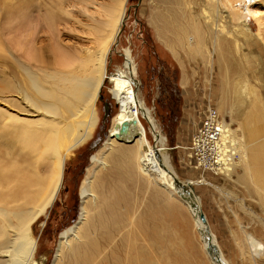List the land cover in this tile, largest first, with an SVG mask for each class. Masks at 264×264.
<instances>
[{"label": "bare ground", "instance_id": "1", "mask_svg": "<svg viewBox=\"0 0 264 264\" xmlns=\"http://www.w3.org/2000/svg\"><path fill=\"white\" fill-rule=\"evenodd\" d=\"M74 1L87 22L81 24L80 35L64 33L66 39L61 38L59 28L61 15L69 14L64 6H43L34 11L24 6L25 10L22 8L16 16L4 21L0 18V59L12 61L7 76L12 77L11 83L1 82L4 92L11 96L3 100L9 111L15 107L13 103L26 109L17 111L16 115L6 111L0 124V264H40L36 259L38 241L33 235L34 227L48 215L64 187L66 162L92 138L98 126L95 106L105 81L112 85L109 93L119 111L111 120L110 135L107 134L101 148L90 159L80 187L78 219L61 232L52 264H159L158 243L163 233L168 234L167 239L170 232L171 237L177 236L173 227L186 228L188 215L209 263L220 264L206 251L207 236L217 247L222 263L229 264L207 220L206 224L199 220L200 202L191 186L179 181L191 189L195 208L191 207V201L178 195L176 177L161 157L163 137L157 131L151 109L138 93L130 50L123 51L122 68L111 74L106 72L110 49L124 22L127 0ZM251 1L204 0V3L229 11V20L238 21L232 29L235 35H250L245 23L246 17H250L259 27L258 36H264L260 17L264 0H258L256 7ZM156 2L168 9L182 6L180 0ZM153 21L156 27L164 25L160 13L153 16ZM242 21L240 26L238 23ZM213 27L212 44L224 88L221 105L226 111L232 100L231 88L237 81L232 82L230 77L237 76L240 67L234 60H228L231 52L226 37L232 34L225 32L217 20ZM164 33V28H157L161 43L173 50ZM40 34L47 35L42 41L49 44L39 42ZM84 37L88 38L87 46L79 42ZM189 44L194 46L191 40ZM235 99L230 117L242 123L243 134L252 146L238 143L228 126L227 130L232 143H237L240 166L252 173V177L242 180L251 179L261 189L264 187V115L256 102L247 103L241 93ZM141 119L148 124L159 145L154 143L151 147L148 143ZM131 181L138 191L144 188L153 201L162 203L167 215L159 216V211L150 205H146L147 211H140L142 199L133 200L129 194L127 183ZM251 249L260 254L258 247ZM242 254H245L243 250Z\"/></svg>", "mask_w": 264, "mask_h": 264}, {"label": "rangeland", "instance_id": "2", "mask_svg": "<svg viewBox=\"0 0 264 264\" xmlns=\"http://www.w3.org/2000/svg\"><path fill=\"white\" fill-rule=\"evenodd\" d=\"M180 2L182 6L168 9L158 6L156 0H127L124 25L110 49L106 72L111 74L117 68H122L125 60L123 51L130 50L132 62L136 68L134 78L139 85V96L146 107L151 109L157 131L163 137L165 146L161 151L162 160L173 171L176 179L191 186L194 195L199 198L200 209L228 263L264 264V226L262 225L264 223V203L262 202L264 187L262 186L263 190H261L259 185L254 184L251 179L242 180L249 175L252 177V173L240 166L239 158L235 162L236 167L229 175L217 177L191 168L186 162L187 151L185 150L206 107H214L218 111L226 121V127L228 126L235 139H238V143L247 147L252 146L247 135L243 134L245 130L243 131L242 123L230 117L229 113L233 110L235 98L241 93L247 103L256 102L264 115V36H258L259 27L250 17H246L245 21L246 27L251 32L250 35L247 37L237 33L235 35L232 29L238 21L229 20L227 9L208 7L204 0H180ZM257 2L258 0H252L250 4L256 7ZM76 3L74 0H0V18L4 21L6 18L16 16L22 8L25 10L24 6H28L30 11L43 6L53 8L64 6L63 8L69 12L66 17L61 15L63 18L60 20V36L64 39V33L80 35L81 24L87 22ZM68 4L73 7H67ZM260 9L264 31V6ZM159 13L164 18L162 27L158 25L156 27L153 21V16L156 17ZM207 17L211 18L209 22ZM214 20H217V24L219 23L225 32L232 34L231 37L225 34L231 52L228 60H234L233 62L240 67L238 75L230 77L232 82L237 81L231 88L232 100L228 103L226 111L222 110L224 88L217 69V54L212 44L215 35ZM243 23L244 21L238 24L242 26ZM159 27L165 29L164 39L171 44L173 50H169L161 43L157 35ZM46 38L47 35L40 34L39 42H42V45L49 44L47 41H42ZM189 39L194 42L195 47H191ZM79 42L83 46L89 45L88 38L85 37ZM236 43L237 46H235ZM225 48H227L226 45ZM11 62L9 58L6 61L0 59V124L6 111H9V106L3 99L11 95L4 92L1 82L6 80L11 83L12 77H7ZM111 87L110 83L104 82L101 88V99L97 100L95 106L99 117L98 126L92 138L82 147L77 148L66 162L64 187L48 215L42 217L34 227L33 235L38 241L36 259L40 264L54 262L61 232L74 225L78 219L81 205L80 187L86 169L90 166L91 157L107 139L105 138L107 130L110 135V120L119 111L109 93ZM13 105L15 107L9 112L15 115L19 110H26L19 103H13ZM105 105L108 118L102 124ZM140 121L151 147L154 143L155 146L159 145L150 133L148 124L143 119ZM133 183V181L127 183L131 190L129 194L132 195L133 200L134 198L142 199L140 211L142 209L147 211L146 205H150L159 211V216L167 215L162 203L153 201L148 190L145 191L143 188L138 191ZM183 213L186 215L184 210ZM186 220L188 223H184L186 228L180 225L173 227L175 233H178L177 236L171 237L170 232L168 236L170 239H167L168 234L163 233L164 236L162 235L158 243L159 264H210L189 215ZM240 227L246 231V235L241 233ZM251 246L258 247L260 254L257 255ZM242 250L245 252L244 255Z\"/></svg>", "mask_w": 264, "mask_h": 264}, {"label": "built area", "instance_id": "3", "mask_svg": "<svg viewBox=\"0 0 264 264\" xmlns=\"http://www.w3.org/2000/svg\"><path fill=\"white\" fill-rule=\"evenodd\" d=\"M226 121L214 107H206L186 147L187 164L202 173L224 177L239 154L231 141Z\"/></svg>", "mask_w": 264, "mask_h": 264}, {"label": "water", "instance_id": "4", "mask_svg": "<svg viewBox=\"0 0 264 264\" xmlns=\"http://www.w3.org/2000/svg\"><path fill=\"white\" fill-rule=\"evenodd\" d=\"M125 21V19H124ZM124 25V22L122 23V27ZM121 27V28H122ZM121 31V29H120ZM113 98V97H112ZM99 99H101V95L99 97ZM98 99V100H99ZM116 102V101H115ZM117 104V103H116ZM107 106L105 105V114L102 118V124L105 123V120L108 118V113H107ZM112 119V118H111ZM110 123H111V120H110ZM108 131H106V134H105V138L107 137V134H108ZM174 185L175 187L179 190L178 191V195L186 200V201H191L193 199V195H192V192L190 191L191 189L188 188V187H185L184 185H182L177 179H174ZM191 207L192 208H195L196 205L194 202L191 201ZM199 220L203 223V224H206V219H205V216L204 214L201 212L200 215H199ZM210 234V233H209ZM207 247H206V251L209 253L210 256H212L214 258V260H216L217 262H219L220 264H223L221 259H220V256H219V253H218V250H217V247L211 242V238L210 236H207Z\"/></svg>", "mask_w": 264, "mask_h": 264}]
</instances>
